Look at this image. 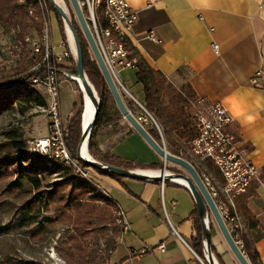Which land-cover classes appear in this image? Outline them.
Wrapping results in <instances>:
<instances>
[{"label":"crops","instance_id":"crops-1","mask_svg":"<svg viewBox=\"0 0 264 264\" xmlns=\"http://www.w3.org/2000/svg\"><path fill=\"white\" fill-rule=\"evenodd\" d=\"M127 2L139 17L128 40L138 57L175 86L190 85L198 98L208 103L221 102L232 116L231 131L246 159L259 169L258 179L236 200L241 237L257 254L258 264H264V91L252 84L264 65V0ZM149 31H154L159 43L146 39ZM64 50L63 45L56 46L57 53ZM136 72V67L124 69L119 78L125 92L143 107L145 94ZM115 117L110 115L112 121L101 126L96 139L98 148L108 152L113 165L133 164L136 166L131 170L159 175L163 168L142 170L137 165L164 167V160L122 115L116 113ZM68 118L64 119L66 123ZM197 162L204 168V163ZM174 167L185 171L167 163V172ZM215 170L214 176L210 174L219 185L222 177ZM204 171V175L210 176ZM96 178L115 208L125 213L131 228L117 240L108 264H202L204 259L192 248L197 233L192 214L197 208L187 188L174 180L164 183L116 180L99 173ZM211 243L217 264H239L217 225L211 230ZM161 244L164 250L159 248Z\"/></svg>","mask_w":264,"mask_h":264},{"label":"trees","instance_id":"trees-1","mask_svg":"<svg viewBox=\"0 0 264 264\" xmlns=\"http://www.w3.org/2000/svg\"><path fill=\"white\" fill-rule=\"evenodd\" d=\"M41 2L42 0H0V19H3L15 32L17 30L16 43L22 47L23 54H30L29 46L25 42V39L29 37L28 35L34 30L43 32V20L39 8L43 13L45 11L41 7ZM47 2L61 23L62 41L66 45V48L70 50L62 20L53 8L51 0H47ZM31 8L34 9V15L29 14V9ZM30 13L32 14V11ZM98 15L103 22L102 8L99 9ZM45 23L46 17L44 18V25ZM74 27L82 44L85 72L101 101V110L95 126L97 128L112 121L108 114L109 107L107 102L109 98L113 99V97L97 63L92 59L88 51V45L81 30L77 24H74ZM124 47L130 52L131 58L138 59L135 66L137 69L136 79L138 83L142 84L145 94V99L141 103L144 109L154 118L161 133H159L156 126L151 124L146 125L143 121L140 122L159 144L164 145L171 154L189 161L202 176L199 169L190 160L189 154L191 142L198 135L192 107V104L198 97L190 85L175 86L163 73L152 69L144 59L138 57L137 52L130 46L128 40L124 41ZM43 53L44 51L40 55L33 57V65L36 66L42 62ZM24 63L25 58L23 60L20 59L16 67L9 71L8 74L12 78L9 82L0 79V111L14 100L19 99L38 106V108L48 107L47 96L40 89L32 85V71L25 69ZM60 68L71 75L76 73V64L74 62H71L70 65L61 64ZM43 74L44 72L40 75ZM12 86L14 87L12 88ZM123 99L127 108L139 119L140 117L136 116L132 110V101L128 100L125 95ZM111 107L121 117L115 103ZM94 132L93 129L89 140L88 149L90 152L98 147L95 142ZM81 133V115L71 116L67 127L65 126V140L72 157L78 160ZM186 145H189V148L184 147ZM196 160L204 163V168L201 167V170L206 169L209 172L211 165H209L208 160ZM105 163L126 170L134 169V166H136L128 163H122V165H113L110 162ZM137 166L143 170H158L163 168L161 164ZM70 170L74 171L72 168L64 166L60 161H52L40 154L34 153L25 145L12 148L0 145V176H4L8 180L13 179L9 186L15 190H22L23 181L29 182L34 187L35 195L23 202L19 207V211L23 217L22 227H28L32 219L43 212H53L55 224L72 226L74 229L73 234L68 236L64 244L72 249L73 252H76L79 258L86 259L90 252L87 243L93 237L95 229L98 227L97 224H101L100 229L106 228L112 222L113 211L117 212L118 207L115 208L114 201L106 195L105 190L99 188L100 183L96 179H84L75 172V177L72 178L69 174ZM95 171L116 180H123V178L114 174L101 170ZM169 171L176 172L174 169H170ZM61 172H64L62 173L63 180L48 183L52 174H59ZM100 202L104 205L100 206ZM192 216L195 217L197 230L192 240V248L202 259L206 260L202 225L197 209L193 212ZM214 226L212 220L211 230H213ZM46 231L45 225L40 224L39 229L31 233V237L33 240L42 241ZM242 240L244 243L242 249L244 255L251 264H258L257 254L252 250L244 237H242ZM59 252L62 256L68 258L61 250ZM212 253H215L213 248Z\"/></svg>","mask_w":264,"mask_h":264},{"label":"rangeland","instance_id":"rangeland-1","mask_svg":"<svg viewBox=\"0 0 264 264\" xmlns=\"http://www.w3.org/2000/svg\"><path fill=\"white\" fill-rule=\"evenodd\" d=\"M64 1V10L68 16L69 21L74 25L77 24L81 30L75 12L71 6L70 0ZM39 8V7H38ZM32 11V14L30 13ZM39 11L42 14L43 20V30H44V18L48 16L46 12H42L39 8ZM83 12L86 17V20L90 26L91 31L94 33V23L90 20L91 16L86 7H83ZM29 14L34 15V9H29ZM99 15H96V23L99 27L100 20ZM62 20V19H61ZM98 20V21H97ZM100 20V22H99ZM104 22V21H103ZM60 21L56 17V14L53 12L52 16V41L55 43V46L61 47L62 33L60 29ZM63 29L66 33L67 42L70 51L72 52V57L62 64L70 65L71 62L76 64L75 54L73 52L74 46L73 41L71 40V35L65 23L62 21ZM19 31V30H18ZM82 32V31H81ZM14 29L10 28L7 23L0 19V79H3L7 82L12 78L9 76V71L14 69L20 59L25 58L24 67L32 71V75L38 65H33V57L38 56L34 55L31 52V47L28 49L30 54H23L22 47L16 43L17 37ZM43 32L32 31L28 36H33L36 39H39L42 36ZM83 34V33H82ZM84 36V35H83ZM85 38V36H84ZM86 40V39H85ZM26 42V39H25ZM63 42V41H62ZM87 42V41H86ZM27 44V43H26ZM88 45V43H87ZM88 51L92 57L93 53L88 45ZM131 58V57H130ZM138 60L136 58H131ZM43 60V59H42ZM71 61V62H70ZM96 62V61H95ZM60 103H61V113L64 122L63 128L67 127V123L71 116L81 115V124L83 126V113H84V102L83 95L80 92L79 86L73 80H67L64 77H60ZM5 84V83H4ZM35 86V85H34ZM14 86H12L13 88ZM37 89H40L43 92V88L35 86ZM22 89V88H20ZM122 95L132 101L133 103V112L136 116L142 118L144 123L155 125V120L148 116L144 111L141 105L136 104L130 96L120 88ZM13 92V91H12ZM98 98L96 94V99ZM100 98V97H99ZM114 100L112 98L108 99L107 105L109 107V115L115 119L114 110L112 111V105ZM49 102V101H48ZM76 105V106H75ZM75 106V107H74ZM143 106V105H142ZM43 110H46L42 108ZM33 104H29L24 100H14L10 105L5 107L0 111V145H5L7 147H21L25 145L28 148H32L35 141L43 136L48 134L49 130V119L42 111ZM72 113L71 116H69ZM69 116V118H68ZM66 121L64 119H67ZM112 118V119H113ZM111 119V120H112ZM157 124V123H156ZM81 126V132H82ZM159 127V126H158ZM157 128V127H156ZM101 127H94L95 133V142L97 143V136L100 133ZM160 133V132H159ZM82 134V133H81ZM189 148V145L184 146ZM90 156L100 162H110V156L108 152L101 151L98 147L94 148L90 152ZM190 160L195 164L197 168H201L192 153L189 151ZM202 159V158H201ZM174 169L176 172L174 174L185 175L186 172L179 170V168H169ZM213 169V170H212ZM143 170V169H142ZM201 170V169H200ZM209 173L214 176L215 168L212 166L209 168ZM201 174L204 175L206 172L201 170ZM216 171V170H215ZM96 172V171H95ZM62 173L52 174L49 178L48 183H55L63 180ZM98 173V172H96ZM70 177H75L74 171L70 170ZM210 174L207 175L210 179L214 177ZM202 177V176H201ZM13 179H6L4 176H0V264H108L111 256V252L114 249V246L117 244V240L121 236V228L118 223V210L117 212L113 211L112 222L109 224L111 226H106V228L100 229L101 224H97L94 235L87 245L90 248L89 256L86 259H81L78 257L76 252H73L68 246H66L67 238L70 234H73L74 229L72 226L68 225H57L54 223V213L53 212H43L42 214L34 217L28 227H22L23 217L19 211L20 205L31 199L35 194L34 187L27 181H23L22 190H15L9 186ZM217 183V181L215 180ZM214 182V183H215ZM217 185V184H215ZM109 190L108 188H106ZM116 194V193H115ZM214 223V222H213ZM40 224L45 225L47 231L44 234L42 241L33 240L31 233L37 231L40 227ZM214 225H216L214 223ZM61 250L68 258L62 256L59 252ZM74 255L73 257H71ZM54 257L55 259H53ZM59 259V260H57ZM205 264H208L204 259Z\"/></svg>","mask_w":264,"mask_h":264},{"label":"built area","instance_id":"built-area-1","mask_svg":"<svg viewBox=\"0 0 264 264\" xmlns=\"http://www.w3.org/2000/svg\"><path fill=\"white\" fill-rule=\"evenodd\" d=\"M54 1L64 8L63 0ZM78 1L82 9L83 7L88 9L91 16L90 20L94 23V33H92L108 70L117 85L125 90L119 78L120 71L135 68L136 62H131L128 49L116 45L117 33H124V39L130 41L133 28L139 19L138 13L129 5L127 0H110L108 3L110 22H106V24H108V29H111V38H103L101 24L98 27L95 23L97 0ZM52 16L53 11L48 5L46 30H44L43 39H34L33 49H31L32 54L38 55L40 40H47V55H44L42 70L36 72V76L31 78V82L37 83L39 87L43 88V92L49 101V110L45 114L49 119V130L46 136L35 141L31 150L68 163L76 174L88 180L97 179V173L94 169H86L83 162L72 157L66 144L65 135H57L58 126H64L61 114L59 79L61 76L69 80L72 78V75L61 69L60 65L62 62L71 59L72 52L62 42L65 50L62 53H57L55 43L52 41ZM146 39L154 43L160 42L154 31H149L146 34ZM213 49L218 53L216 44L213 45ZM42 72L44 74L40 75ZM252 84L264 91V65L252 79ZM192 107L198 135L191 142L190 152L201 156L202 160H208L209 165L220 173L222 182L219 183V191L210 190L209 185H207V178H203V182L214 199L233 240L236 244L237 242H243L242 237H239L240 228L236 227L235 218L230 216V208H225V200H233V207H236L237 198L246 194L251 184L258 179L259 169L246 159L245 152L241 149L237 136L230 129L234 120L221 102L208 103L204 99L198 98L192 104ZM144 111L153 121V117L146 110ZM138 120L140 121L142 118ZM117 214V224L121 228V233L129 232L131 230L130 223L125 213L119 209ZM164 247V244L159 246L161 250H164ZM201 262L205 264L203 260Z\"/></svg>","mask_w":264,"mask_h":264},{"label":"water","instance_id":"water-1","mask_svg":"<svg viewBox=\"0 0 264 264\" xmlns=\"http://www.w3.org/2000/svg\"><path fill=\"white\" fill-rule=\"evenodd\" d=\"M71 6L75 15L77 17L79 26L85 39L93 53L97 66L109 88V91L113 97L115 105L123 118L130 124L132 128L139 133V135L149 144V146L164 160L165 164L163 169L161 170L159 175L149 176L141 171L136 170H126L123 168H118L112 165H108L105 163H101L94 159L85 158L82 156V150L85 142L91 138L92 132L94 127L96 126V122L101 110V101L100 98L90 82L84 68V54L82 49L81 40L78 36L77 30L74 25L69 21L68 16L65 10L59 6L54 0H51V4L53 8L56 10L57 14L60 16L62 21L65 23L66 28L71 33L73 46H74V53L76 56V73L74 77L81 79L84 82V88L87 94L90 97H94L93 100L94 105L96 107L94 117L92 122L86 129H82V137L78 147V157L81 162H83L87 167H90L94 170H101L110 174L117 175L123 179H130L140 182H157V183H164L169 182L171 180H183L187 186L183 185L187 188L196 203V208L199 214V218L201 220L202 231H203V238H204V245H205V254H206V261L208 264H216L212 253V243H211V221L217 225L219 228L224 240L226 241L227 245L229 246L230 250L236 257L239 264H251L241 249L237 246L235 241L233 240L232 236L230 235L221 215L220 212L215 204L214 199L212 198L208 188L206 187L205 183L202 180L201 175L198 173L196 168L187 160L175 156L169 153L164 145L159 144L145 129L142 123L132 114V112L127 108L120 87L115 82L113 76L111 75L110 71L108 70L105 61L102 57V54L98 48V45L95 41L94 35L90 29V26L86 20L84 15L83 9L78 0H70ZM74 82H76L73 78H71ZM95 94V95H94ZM96 94L98 98L96 99ZM170 163L176 166L183 168L188 175L182 174H174L171 172H167L166 164Z\"/></svg>","mask_w":264,"mask_h":264},{"label":"bare ground","instance_id":"bare-ground-1","mask_svg":"<svg viewBox=\"0 0 264 264\" xmlns=\"http://www.w3.org/2000/svg\"><path fill=\"white\" fill-rule=\"evenodd\" d=\"M109 2H110V0H97V12H95V17H96V15H98L99 9L102 8L103 9L104 22H100V20H99V22H100L99 24H101V32H102V37L103 38H111V29H108V24H106V22H110V14H109V8H108V3ZM41 7L46 12V14H48V4H47L46 1L42 0ZM95 23H96V19H95ZM104 24H105V26H104ZM44 30H46V23L44 25ZM44 30H43V34H44ZM68 31L69 30L67 28V32ZM69 33H70V31H69ZM43 34H42V36H40L39 39H43ZM70 35H71V33H70ZM34 39H36V38H34L33 36H29L26 39V43L32 49H33V40ZM71 40H72V36H71ZM126 40H128V39H124V33H117L116 45L120 46L121 48L126 49L124 47V41H126ZM42 51H44L43 55H47V40H40V46H38V55H40L42 53ZM73 52H74V49H73ZM130 60H131V62H136V60H132V59H130ZM42 62H44V56H43ZM42 62H41V64H39L37 66V68L35 69V71H34V73H33L32 76H36V72H38L39 70H42ZM72 78L78 84L79 89H80V92L83 95L82 97H83V102H84V113H83V116H82V118H83V126H82V124H81V126H82V129L84 130V129H86L89 126V124L92 122L93 117H94V113H95L96 107L94 105L93 100L95 99V96L94 97H90L87 94V92H86V90L84 88V82L81 79H79L77 77H74V75H72ZM31 83H32V85L38 86L37 83H34V82H31ZM48 104H49V102H48ZM142 108L144 109V107H142ZM40 109H42V108H40ZM44 109H46V110H43L42 109V111L46 114V112H48V110H49V105H48V107H46ZM155 125H156L158 131L160 132V128L158 127V125L156 124V122H155ZM57 135H65V129L63 128V126H58V128H57ZM34 153L40 154V155L48 158L49 160L58 161V160H56L55 157H50L47 154H43L41 152H34ZM191 153H192V155L195 158H198V159H201L202 158L199 155H194L193 152H191ZM82 156L85 157V158L93 159L90 156V153H89L88 140L85 142V144L83 146ZM61 163H63L64 166L66 165V166L69 167V164L68 163H64V162H61ZM86 169H92V168L86 166ZM141 172L144 173V174H146L145 171H141ZM80 177H82L84 179H87V178H85L83 176H80ZM203 178H207V185H209L210 190H212V191H219V185L218 184L215 185L216 183H214L213 179H210V177L207 176V175H203L202 176V180H203ZM174 181H176V182H178V183H180L182 185L187 186V184L183 180H174ZM99 188L102 189L101 187H99ZM225 208H230V216H231V218H235L236 227L237 228H240V230H239V237H241V232H242L241 219L237 215L235 207H233V200H225ZM237 246L242 251V249L244 247L243 246V242H237Z\"/></svg>","mask_w":264,"mask_h":264}]
</instances>
